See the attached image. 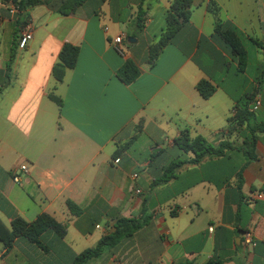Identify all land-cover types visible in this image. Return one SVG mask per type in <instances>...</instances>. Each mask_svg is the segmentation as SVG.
I'll return each instance as SVG.
<instances>
[{
  "label": "crops",
  "instance_id": "1",
  "mask_svg": "<svg viewBox=\"0 0 264 264\" xmlns=\"http://www.w3.org/2000/svg\"><path fill=\"white\" fill-rule=\"evenodd\" d=\"M62 1L41 0L25 12L32 34L17 48L9 80L13 34L20 38L23 25L0 2V88L8 81L0 91V221L10 229L17 217L31 223L46 214L65 226L62 238L42 234L44 249L17 238L4 254L0 243V264H71L118 218L142 213L148 225L87 264H264V134L252 159L246 123L229 124L256 95L254 119L264 122V0H192L188 20L153 64L150 48L173 0H86L60 15ZM121 34L123 56L112 47ZM229 39L242 46L243 65ZM64 44L79 48L78 59L56 83L52 68ZM128 60L140 76L124 85L116 72ZM201 81L214 89L207 99L196 89ZM183 131L234 149L188 163L194 155L174 145ZM172 162L187 163L159 183ZM25 163L28 173L13 183ZM66 201L82 214L72 216ZM248 228L256 240L249 250Z\"/></svg>",
  "mask_w": 264,
  "mask_h": 264
},
{
  "label": "trees",
  "instance_id": "2",
  "mask_svg": "<svg viewBox=\"0 0 264 264\" xmlns=\"http://www.w3.org/2000/svg\"><path fill=\"white\" fill-rule=\"evenodd\" d=\"M86 0H63L57 12L60 15H68L77 10ZM192 0H173L172 5L166 17V28L160 35L158 42L150 48V62L153 64L163 48L168 45L175 33L180 29L183 23L188 20L189 8ZM5 4H15L19 8L17 24L22 28L27 24L25 12L41 3V0H0ZM144 12L139 9L136 17V28L141 30L144 22ZM22 30V29H21ZM229 38V37H228ZM18 30L15 29L12 43L6 62V79L9 80L12 72V67L15 62L16 52L18 48ZM235 53L240 57L241 65L245 61V52L242 46L234 39H229ZM79 48L71 44H64L60 50L57 62L52 68V78L56 83H61L64 79L66 71L74 69L77 63ZM140 76V70L133 61H126L123 66L116 72L117 79L124 85H130L136 81ZM8 81L0 88V91L6 88ZM200 96L207 99L214 92L213 87L201 81L196 85ZM50 101L55 103L58 107L62 106V101L55 97L52 93L48 95ZM246 123V129L250 134L249 138H245V145L249 149L250 158L253 156V148L257 140L258 134H264V122H256L254 113L250 112L248 107L236 109L235 114L229 120L230 127H240ZM174 145L183 153H192L194 157L188 163H199L205 157L221 156L226 151L232 150L233 144L224 141L218 147H213L204 138L195 137L190 138L187 131H183L180 136L174 139ZM184 163L187 162H172L164 171L163 177L159 183H167L171 180L177 171ZM66 207L70 214L78 217L82 214V209L72 203L66 201ZM174 216L175 213L171 212ZM149 217L142 213L139 218H118L112 225V231L101 237L96 245L92 248L86 249L73 259L71 264H87L89 261L101 258L107 251L113 248L124 237L131 236L139 231L144 226L148 225ZM51 230L59 238L65 235V226L57 223L52 217L41 214L33 222L28 223L23 219L17 217L10 223V229H7L0 221V243L3 246L4 254L11 248L17 238H23L28 242L37 245L44 249L40 238L42 234ZM208 264H219L218 262H209Z\"/></svg>",
  "mask_w": 264,
  "mask_h": 264
},
{
  "label": "built area",
  "instance_id": "3",
  "mask_svg": "<svg viewBox=\"0 0 264 264\" xmlns=\"http://www.w3.org/2000/svg\"><path fill=\"white\" fill-rule=\"evenodd\" d=\"M2 4V3H0ZM5 6L8 14L11 17H15L19 14V8L17 5L9 3V4H2ZM32 34V25L27 22V24L22 28L20 32V38L18 41V49L23 50L26 47V44L31 38ZM122 41H123V36L119 35L116 36L113 41H112V47L114 48V51L120 55H124V50L122 48ZM261 106V96L256 95L254 99L252 100L251 106L249 108L250 112L256 113ZM29 171V166L25 164H21L14 172L12 173V182L17 184L20 182L21 176L25 175ZM134 178L137 177V175L133 176ZM139 193V191H137ZM212 231V228L209 229ZM242 244L246 249H253L256 245V240L254 236V232L251 228L246 229L243 232V237H242Z\"/></svg>",
  "mask_w": 264,
  "mask_h": 264
},
{
  "label": "rangeland",
  "instance_id": "4",
  "mask_svg": "<svg viewBox=\"0 0 264 264\" xmlns=\"http://www.w3.org/2000/svg\"><path fill=\"white\" fill-rule=\"evenodd\" d=\"M122 35V34H121ZM123 36V35H122ZM123 41H124V36H123Z\"/></svg>",
  "mask_w": 264,
  "mask_h": 264
}]
</instances>
